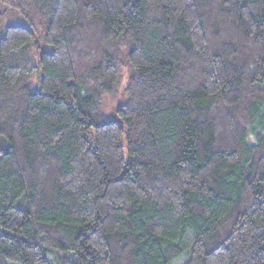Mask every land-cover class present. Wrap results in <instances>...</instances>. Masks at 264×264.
Returning a JSON list of instances; mask_svg holds the SVG:
<instances>
[{"label":"trees","instance_id":"trees-1","mask_svg":"<svg viewBox=\"0 0 264 264\" xmlns=\"http://www.w3.org/2000/svg\"><path fill=\"white\" fill-rule=\"evenodd\" d=\"M182 255L264 264V0H0V264Z\"/></svg>","mask_w":264,"mask_h":264},{"label":"rangeland","instance_id":"rangeland-1","mask_svg":"<svg viewBox=\"0 0 264 264\" xmlns=\"http://www.w3.org/2000/svg\"><path fill=\"white\" fill-rule=\"evenodd\" d=\"M104 97L102 99V110L104 113L110 115L111 113L113 114L114 113V110L116 109V107L119 105L116 100H112L110 98H106ZM183 259V255L178 257L177 259H175L172 264H178L179 262H181V260Z\"/></svg>","mask_w":264,"mask_h":264}]
</instances>
